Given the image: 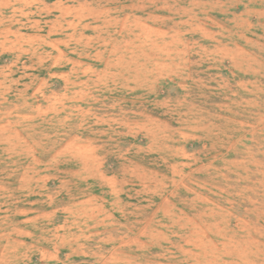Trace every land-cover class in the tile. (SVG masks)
Masks as SVG:
<instances>
[{
	"label": "rangeland",
	"instance_id": "obj_1",
	"mask_svg": "<svg viewBox=\"0 0 264 264\" xmlns=\"http://www.w3.org/2000/svg\"><path fill=\"white\" fill-rule=\"evenodd\" d=\"M0 264H264V0H0Z\"/></svg>",
	"mask_w": 264,
	"mask_h": 264
}]
</instances>
